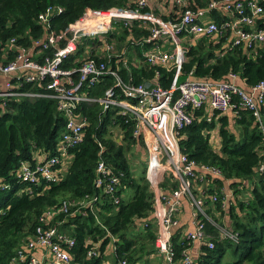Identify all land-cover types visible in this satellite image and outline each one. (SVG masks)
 <instances>
[{"label":"trees","instance_id":"1","mask_svg":"<svg viewBox=\"0 0 264 264\" xmlns=\"http://www.w3.org/2000/svg\"><path fill=\"white\" fill-rule=\"evenodd\" d=\"M209 1L188 0V6L197 8ZM260 2L264 6V0ZM134 3L135 0H0V45H6L14 37L17 43L28 45L35 37L41 36L44 28L37 18L50 4L63 8L51 19L52 28L60 32L87 8H124ZM162 16L167 18L164 14ZM210 16L218 23L227 18L220 9L213 10ZM256 25L264 26V17L257 19ZM148 33L147 26L134 20L128 24H114L109 36L116 38L121 50L128 36L141 38ZM180 37L186 48L181 63L182 76L190 73L193 78L229 81L230 73H235L234 82L242 80L245 90L264 79V43L255 49L231 45L232 34L226 30L189 38L182 33ZM90 43L89 39L79 42L77 51L65 60L63 66H75L85 55L98 58L100 54H94V47L91 51L84 50ZM128 49L125 66L122 57H115L110 62L124 81L134 84L157 81L164 87L170 86L172 70L164 65L150 64L141 57L138 46L130 45ZM7 52L13 54L11 49ZM113 83V78L107 74L86 87V91L88 95L103 96ZM21 88L39 89L36 82H23ZM232 101L236 106L223 113L205 108L194 110L192 122L179 131L182 153L197 163L222 170V177L212 178L205 186L204 206L211 220L202 217L208 236L199 241L201 251L193 264H264V184L259 169L264 160V100L259 103L262 123L251 109L240 103L238 95L233 94ZM55 104L54 98L15 96L0 105V264H12L16 252L31 238L39 224L45 227L58 225L59 230L74 237V245L66 247L72 256V264H105L104 251L109 246L115 256L114 262L125 258L128 264L157 252L152 215L154 196L149 180L145 178L146 161L135 178L136 173L127 155L130 149L143 145L144 141L142 137L133 136L134 123L126 115L117 113V108L104 109L98 101L80 102L76 112L79 117L86 116L87 125L83 140L68 149L69 164L57 172L54 180L39 177L35 183L17 175L21 162L34 165L39 155L52 156L59 152L58 140L65 128V116ZM109 124L120 129L121 139L108 136ZM214 130L219 139L216 147L210 139ZM144 150V159L147 160V148ZM102 157L121 174L116 191L121 197L120 202L111 200L101 204L99 221L89 207L82 204L70 207L68 212L56 211L52 218L40 220L45 210L57 207L63 200L70 206L74 202H86L98 192L95 167ZM54 166L58 170L62 162ZM226 180L234 189L235 199L223 208L220 201L211 202L207 194L216 192L220 199L223 195L220 186ZM194 183L196 186L201 184L199 179ZM173 185L172 178L165 174L162 188L169 190ZM129 188L131 194L124 198L123 193ZM247 190H250L249 195ZM194 192L201 195L197 190ZM75 207L81 208L69 214ZM212 220L234 232L236 239L222 237ZM183 234L178 225L174 226L171 237L174 260L183 257L191 244ZM208 240L213 242V247L208 246ZM93 243L98 244V254L88 257L86 252ZM227 249H230L231 257L224 261Z\"/></svg>","mask_w":264,"mask_h":264},{"label":"built area","instance_id":"2","mask_svg":"<svg viewBox=\"0 0 264 264\" xmlns=\"http://www.w3.org/2000/svg\"><path fill=\"white\" fill-rule=\"evenodd\" d=\"M173 5L178 11L173 18H164L153 6L152 0H135L133 6L124 8H87L78 18L70 21L63 31L56 32L52 28L51 19L63 8L50 4L37 18L44 28L41 36L35 37L28 45L17 43L15 37L6 45H0V105H5L7 98L15 96L54 98L57 110L65 116V128L58 140L59 152L52 156L39 155L34 165L21 162L17 170L19 177L35 183L39 177L54 180L57 172L70 162L68 149L83 140L87 118L77 115L80 102L98 101L104 109L117 108V113L131 119L134 123L133 136L142 137L147 148L145 178H148L154 196L152 215L156 227L155 249L163 257L162 264H193L195 258L188 248L183 257L174 260L172 230L178 225L181 206L186 197L193 207V228L183 232V237L191 242L206 239L208 233L205 232L202 217L211 218L205 211L203 194L212 178L222 177V170L217 166L197 163L182 153L179 131L192 122L194 110L205 108L207 111L223 113L235 107L233 94L238 95L240 103L251 109L262 123L259 103L264 100V79L245 90L234 83L237 76L235 73H230L229 81L193 78L190 73L182 76L181 63L186 48L181 43L180 34L184 33L189 38L226 30L232 34L231 45L240 44L255 49L258 44L264 43V26L256 25L257 19L264 17V6L260 0H210L197 8L188 6V0H173ZM217 9L227 14V18L219 23L210 16ZM134 20L147 26L149 33L141 38L128 36L125 45L121 50L118 49L116 38L109 36L112 26L128 24ZM88 39L91 43L86 44L84 50L91 51L94 47V54H100L98 58L85 55L80 58L79 64L63 66L65 60L77 51L78 43ZM162 40L163 43H160ZM130 45L140 47L141 57L150 64L164 65L173 71L169 87L157 81L134 84L123 80L110 62L115 57H122L125 66ZM9 49L12 55L7 52ZM48 51H52L51 54ZM107 74L113 78L114 83L104 95H88L86 87ZM23 82H36L39 89H22ZM206 118L210 119V116ZM210 139L214 147L218 146L216 130L212 131ZM99 146L103 149L100 143ZM60 162L62 167L57 170L54 165ZM259 169L264 184V160ZM95 174L98 192L88 201L74 202L69 206L63 200L57 207L45 210L40 220L52 218L56 211L68 212L70 207L81 204L87 205L98 219L101 204L111 200L120 202L121 197L116 191L121 182V174L114 171L104 157L97 160ZM165 174L174 182L169 190L161 186ZM196 179L201 182L198 186L194 183ZM220 188L223 194L220 199L216 192L207 195L211 202L220 201L221 207L226 208L233 200L229 193L223 191L222 185ZM195 190L202 196L196 194ZM81 207H75L69 214ZM212 223L222 237L236 239L234 232L219 226L214 220ZM74 243V237L59 230L58 225L45 227L39 224L31 238L16 252L12 264H72V256L66 247ZM97 245L93 243L87 250L88 257L98 254ZM213 245L208 240V246ZM112 264L128 263L125 258H120Z\"/></svg>","mask_w":264,"mask_h":264},{"label":"crops","instance_id":"3","mask_svg":"<svg viewBox=\"0 0 264 264\" xmlns=\"http://www.w3.org/2000/svg\"><path fill=\"white\" fill-rule=\"evenodd\" d=\"M153 6H155L157 11L160 14H164L167 16V18H173L174 15H177V10H175L173 5V0H152ZM212 18V17H211ZM234 83L240 85L243 87L245 84L242 82V80L237 79ZM243 85V86H242ZM244 88V87H243ZM246 89V88H244ZM223 191L226 192V194H230V198L232 200L235 199L234 189L230 187V184L228 181H225L222 183ZM249 191L247 190V194L249 195ZM242 195V194H241ZM188 199V198H187ZM186 198L183 199L182 208L180 211V217L178 221V227L181 229V232H184L186 230L192 229V214L191 211L193 209L190 202H187ZM189 200V199H188ZM188 250L190 251L191 255L196 258L200 253V243L199 241L195 240L191 242L190 246L188 247ZM106 254L105 256V264H112L114 263V253L111 251L110 246L104 251ZM163 257L158 252H154L149 254V256H146L144 258V261H136L134 264H162Z\"/></svg>","mask_w":264,"mask_h":264},{"label":"rangeland","instance_id":"4","mask_svg":"<svg viewBox=\"0 0 264 264\" xmlns=\"http://www.w3.org/2000/svg\"><path fill=\"white\" fill-rule=\"evenodd\" d=\"M108 129L111 131H109V135L112 136V138H117V139H121L122 137V133L120 131V129L113 125V124H109L108 125ZM137 147V148H135ZM132 150L130 149L127 153V155L129 156V160L131 162V166L134 170V172L136 173L135 178L138 176V173L140 172V170L143 168V165L145 164V161L147 162V160H145L144 156H145V150L144 148H146L145 143H143V145H136ZM147 153V151H146ZM129 194H131V188L127 189L126 191H124L123 193V197L124 198H128ZM231 257V253H230V249H227V252L225 253V255L223 256V260L224 261H228L230 260ZM145 257H142L140 259H138L137 261H144Z\"/></svg>","mask_w":264,"mask_h":264}]
</instances>
